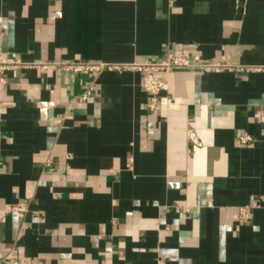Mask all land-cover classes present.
Returning a JSON list of instances; mask_svg holds the SVG:
<instances>
[{"label": "crops", "instance_id": "crops-1", "mask_svg": "<svg viewBox=\"0 0 264 264\" xmlns=\"http://www.w3.org/2000/svg\"><path fill=\"white\" fill-rule=\"evenodd\" d=\"M0 52V264H264V0H0Z\"/></svg>", "mask_w": 264, "mask_h": 264}, {"label": "built area", "instance_id": "built-area-1", "mask_svg": "<svg viewBox=\"0 0 264 264\" xmlns=\"http://www.w3.org/2000/svg\"><path fill=\"white\" fill-rule=\"evenodd\" d=\"M21 63L18 60L6 58L0 52V73L12 68H17ZM185 66H199L205 70H218L222 66L215 63H197L195 60L187 54L184 49H177L167 56V58L156 62H145L141 64H135L134 67L144 72L143 87L149 94L148 106L151 110H155L159 105L174 104L176 100L169 98L168 96H162L163 91H167L169 88L168 81L165 80L160 73L169 72L173 68L185 67ZM66 67L72 71L80 70H96L99 71L103 68L102 64H88V63H72L66 64ZM192 139L196 142V138L192 134ZM244 141H248L249 136L242 138ZM14 208L21 212H26L28 206L26 204H17ZM238 217L243 220H249L251 218L247 207L240 208Z\"/></svg>", "mask_w": 264, "mask_h": 264}]
</instances>
